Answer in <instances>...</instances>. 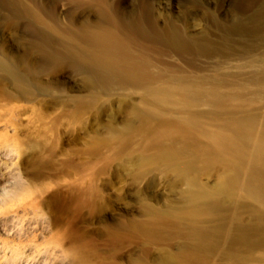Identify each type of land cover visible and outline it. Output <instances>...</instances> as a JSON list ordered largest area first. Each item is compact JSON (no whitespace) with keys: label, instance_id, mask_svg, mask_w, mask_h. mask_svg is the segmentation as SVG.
<instances>
[{"label":"rangeland","instance_id":"1","mask_svg":"<svg viewBox=\"0 0 264 264\" xmlns=\"http://www.w3.org/2000/svg\"><path fill=\"white\" fill-rule=\"evenodd\" d=\"M105 29L158 78L120 83L74 56L72 44L82 50L85 33ZM172 82L231 97L220 110L207 97L187 108L156 101ZM146 110L193 114L210 129L228 118L261 127L264 0H0V264H184L182 252L196 257L187 264L264 259V205L239 186L220 214L198 220L209 235L202 249L177 235L190 185L141 158L133 127ZM118 137L129 142L115 154ZM218 166L200 164L198 183L213 191ZM154 217L169 228L149 238L142 228Z\"/></svg>","mask_w":264,"mask_h":264},{"label":"bare ground","instance_id":"2","mask_svg":"<svg viewBox=\"0 0 264 264\" xmlns=\"http://www.w3.org/2000/svg\"><path fill=\"white\" fill-rule=\"evenodd\" d=\"M79 42L83 44L82 50L71 45L74 56L100 70L104 76L115 78L114 81L136 85L158 78L149 70L147 62L133 53L129 45L111 29L87 32ZM154 95L156 101L178 102L185 108L207 97L213 109L217 110L231 97L220 94L214 87L201 90L183 82L164 84L156 89ZM150 112L138 113V125L133 127L142 137L141 158L174 170L190 185L185 194L186 205L182 209V218L187 223L185 228L178 226L177 235L190 237L196 244V250L202 249L209 235L208 230L200 228L198 220L220 214L225 199L230 198L232 189L237 186L244 189L245 199L254 198L264 205V124L257 128L254 121L248 118H228L210 129L202 127L193 114L166 120L155 119ZM115 141L118 143L115 154H118L129 142V137H118ZM249 144L252 149L250 154ZM200 164L205 168L219 165L224 170L213 191L198 183L196 171ZM246 164L249 166L248 178L243 183L240 177ZM162 221V217L152 218L142 228L145 235L152 238L165 234L169 227L161 225ZM239 239L253 243L245 233L239 235ZM181 255L184 264L196 260L191 252H182ZM255 264H264V259Z\"/></svg>","mask_w":264,"mask_h":264}]
</instances>
